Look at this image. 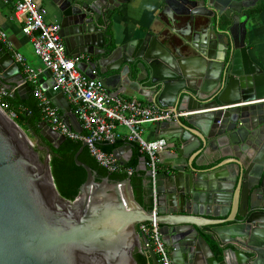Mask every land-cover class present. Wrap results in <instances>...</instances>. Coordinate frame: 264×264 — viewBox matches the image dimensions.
<instances>
[{"label": "water", "instance_id": "obj_1", "mask_svg": "<svg viewBox=\"0 0 264 264\" xmlns=\"http://www.w3.org/2000/svg\"><path fill=\"white\" fill-rule=\"evenodd\" d=\"M126 1L54 3L66 53L88 57L79 69L110 95L124 93L135 78L149 83L158 98L168 82L173 84L168 106L189 114L188 126L178 119L166 137L176 173L171 205L153 217L136 201L130 177L97 180L79 160L84 142L74 162L86 179L72 201L63 198L52 176L50 148L40 144V137L55 148L66 138L44 122L33 142L0 106V264H138L134 255L144 254L147 241L138 226L149 222L159 225L174 264H264V74L250 60L235 23L256 0H183L170 20L190 22L194 34L180 40L177 57L149 34L114 37V9ZM156 64L165 68L161 79L155 77ZM12 75L18 79L10 81ZM20 80L17 63L0 41V85L14 93ZM42 88L63 121L81 133L53 78ZM213 144L224 158L219 164L200 169L189 160L192 151L204 152ZM122 148L132 152L133 146ZM141 160L138 171L149 184L146 157ZM228 165L233 167L224 169ZM164 177L158 175L159 199ZM203 236L215 243L222 261L213 255L200 258ZM144 255L149 264H158L152 249Z\"/></svg>", "mask_w": 264, "mask_h": 264}, {"label": "built area", "instance_id": "obj_2", "mask_svg": "<svg viewBox=\"0 0 264 264\" xmlns=\"http://www.w3.org/2000/svg\"><path fill=\"white\" fill-rule=\"evenodd\" d=\"M3 1L6 0H0ZM35 1L14 0V14L22 22V32L31 39L33 51L44 69L51 73L55 86L74 107L82 132L73 130L63 121L59 109L39 84L40 71L29 67L24 57L16 53L15 59L22 65L27 80L32 85V92L38 100L44 121L60 136L88 143L86 148L90 155L109 173L131 175L133 169L121 165L115 155L103 151L100 144L125 141L136 145L139 153L146 157L145 166L149 173L153 202L150 213L156 217L159 201V154L166 148L167 142L164 139L146 140L143 137L144 126L173 122L180 117H186L189 112H174L170 108L110 95L99 81L90 79L79 69V64L88 61V57L73 58L66 53L65 43L60 35V24L47 23L44 20L45 10L39 8ZM0 41L11 46L1 24ZM10 96V91L0 85V99ZM10 116L14 118L15 115L12 113ZM138 232L147 239L143 243L144 254L152 249L158 264H174L156 222L140 224Z\"/></svg>", "mask_w": 264, "mask_h": 264}, {"label": "crops", "instance_id": "obj_3", "mask_svg": "<svg viewBox=\"0 0 264 264\" xmlns=\"http://www.w3.org/2000/svg\"><path fill=\"white\" fill-rule=\"evenodd\" d=\"M78 1L92 3L94 0ZM247 1L253 2V0H232V2L236 3ZM35 2L39 8L45 10L46 13L44 15V20L47 23H59L57 9L54 3L55 0H36ZM263 2L264 0H256L250 5V7L243 9V14L236 16L235 23L238 26L239 34L245 37V45L250 60L256 65L260 72L264 74V6L260 11H257L252 15H249L248 13L249 11L257 10ZM180 5H183V0H128L119 8L114 9L112 17V34L118 41L127 38L130 39L135 35L137 37H142L149 34L151 37H156L164 48L177 57L175 49L178 47L180 40L188 38V36L191 37L194 34L190 29V22L184 21L172 23L170 20L171 16L172 18H176V12ZM0 24L7 35L9 44L11 45L8 46L6 43H3V46L11 53L14 61L19 67L20 73L22 74V80L18 81V84L13 86L15 87L14 93L11 90L9 91L11 95L17 96L21 100H28L33 95V88L27 80L22 65L16 61L14 55L16 53L21 54L24 57L25 63L29 67L36 71H40V75L44 74L39 79L42 80V83L39 82L41 88L42 86L51 84L52 75L47 74L48 70L44 69L40 59L33 51L31 39L22 32V22L14 14V0L0 2ZM155 67V77L161 79L164 76L165 68L160 64H156ZM8 78L10 81H13L16 78L18 79L16 75L9 76ZM134 81L135 82L132 85L128 84L131 88L126 89L124 93H120L119 97L135 100L142 104H154L172 109L168 106V103H170L173 94L171 92L173 84L168 82L169 84L165 90V94L162 95L161 98H158L157 93L151 88L149 83L142 80L139 81L136 78ZM28 86L31 87V92L28 90ZM180 111L185 110H178V112ZM59 112L63 115L60 110ZM71 113L77 118L72 105ZM177 120L167 123L146 124L144 126L143 137L150 141L156 139H164L167 141L166 137L170 135L169 133L174 131L171 127L173 124L177 123ZM179 120L186 124L185 117H180ZM121 130L124 131L122 128ZM192 131L195 132L193 129ZM174 141L177 142L176 140H173V142ZM124 144H126V142L118 147L120 149L116 148L113 153L116 155L119 162L126 165L131 161L134 149L132 148V152L126 150L125 148H122ZM142 156L143 155L140 154V159H138V170H141L143 167L141 160ZM189 156V160L200 165V167L197 166L200 169L214 167L224 159L220 156L215 144L210 148H206L204 152L192 151ZM173 159V152L169 149L168 144V146H166V148L159 154L160 174H164L166 177L160 178L159 180V189L163 194H161L158 201V211H168V208L171 205L170 195L172 191L173 176L176 174L173 169V167H175ZM204 164H206V166ZM232 167V165H228L224 169L229 170ZM203 240L204 241L201 240L202 246L200 249V258L204 261L207 258H211L213 255L218 262L222 261L221 252L217 249L215 243L207 236H203ZM163 242L165 243L164 240ZM166 247L169 251L170 258L173 261L171 255L172 248L167 245Z\"/></svg>", "mask_w": 264, "mask_h": 264}, {"label": "trees", "instance_id": "obj_4", "mask_svg": "<svg viewBox=\"0 0 264 264\" xmlns=\"http://www.w3.org/2000/svg\"><path fill=\"white\" fill-rule=\"evenodd\" d=\"M264 2L255 11H249V15L260 11ZM0 106L8 113L14 114L13 120L27 133L29 138L35 142L36 136L39 137L42 124L45 122L37 98L32 95L28 100H21L17 96L11 95L0 99ZM44 144H43V142ZM40 144L47 145L50 148V167L55 186L59 194L72 201L78 194L79 188L86 179V173L83 168L77 166L74 162V155L82 146L81 141L66 139L57 148L49 145L40 137ZM125 141H117L114 144L101 143L100 148L108 153L114 152ZM134 153L131 161L124 167L133 169L131 175L127 173H109L90 155L89 150L85 147L79 155V160L88 165L97 174L96 179L100 180L109 177L112 181H121L128 177L131 180V186L134 191L136 201L148 212L153 208L150 184L146 183L145 173L138 171V159L140 153L138 147L132 144ZM40 156L45 155V151L39 152ZM138 264H148L146 255L136 253L134 255Z\"/></svg>", "mask_w": 264, "mask_h": 264}, {"label": "flooded vegetation", "instance_id": "obj_5", "mask_svg": "<svg viewBox=\"0 0 264 264\" xmlns=\"http://www.w3.org/2000/svg\"><path fill=\"white\" fill-rule=\"evenodd\" d=\"M43 142V141H42ZM41 143V142H40ZM43 144H44V142H43Z\"/></svg>", "mask_w": 264, "mask_h": 264}, {"label": "rangeland", "instance_id": "obj_6", "mask_svg": "<svg viewBox=\"0 0 264 264\" xmlns=\"http://www.w3.org/2000/svg\"><path fill=\"white\" fill-rule=\"evenodd\" d=\"M10 115V114H9ZM11 117V116H10Z\"/></svg>", "mask_w": 264, "mask_h": 264}]
</instances>
